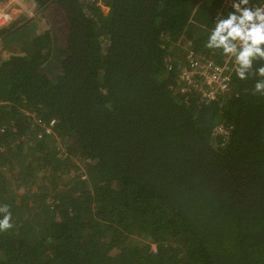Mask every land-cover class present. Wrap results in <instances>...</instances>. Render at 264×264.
I'll use <instances>...</instances> for the list:
<instances>
[{
	"label": "trees",
	"instance_id": "16d2710c",
	"mask_svg": "<svg viewBox=\"0 0 264 264\" xmlns=\"http://www.w3.org/2000/svg\"><path fill=\"white\" fill-rule=\"evenodd\" d=\"M226 1L25 0L50 25L0 57V264H264V58L215 99L181 77L230 53Z\"/></svg>",
	"mask_w": 264,
	"mask_h": 264
},
{
	"label": "built area",
	"instance_id": "2783aa9c",
	"mask_svg": "<svg viewBox=\"0 0 264 264\" xmlns=\"http://www.w3.org/2000/svg\"><path fill=\"white\" fill-rule=\"evenodd\" d=\"M24 4L25 0H5L3 3L0 1V27L10 23L16 13V7H22ZM229 4L234 8L238 5L240 10L245 8L242 0H233ZM253 14V22L259 24L260 21L256 19V16L264 15V0H260L259 6L254 9ZM234 47L235 52H230L223 58L221 63L213 60L195 59L194 54L190 55L192 63L183 69L182 79L191 83L194 78L199 76L202 82L197 88L200 96L204 99H215L217 96L224 95L231 88L229 83L232 75L231 72L239 66L236 57L243 50L244 42L239 39L234 40ZM53 122L54 119L51 123Z\"/></svg>",
	"mask_w": 264,
	"mask_h": 264
},
{
	"label": "clouds",
	"instance_id": "9594fccd",
	"mask_svg": "<svg viewBox=\"0 0 264 264\" xmlns=\"http://www.w3.org/2000/svg\"><path fill=\"white\" fill-rule=\"evenodd\" d=\"M247 3V0H243ZM237 11H240L239 6H236ZM256 19L260 21L259 24L254 23V14L248 10H243L241 16L238 18L236 15H229V17L222 21L216 28L211 37L209 47L213 45L223 46L225 52H235V47L230 46L228 41L237 40L244 42L243 50L236 57L240 68L237 70L236 75L241 79H245V71L251 67L252 58L254 54H258L264 58V50L259 47L264 44V15H257ZM258 74L264 77V67L258 69ZM257 91L264 90V82H258L255 85ZM3 210H7L6 208ZM11 214L6 215L3 220H0V230L10 228L12 225L9 223ZM155 249V247H154Z\"/></svg>",
	"mask_w": 264,
	"mask_h": 264
},
{
	"label": "crops",
	"instance_id": "0c3cea01",
	"mask_svg": "<svg viewBox=\"0 0 264 264\" xmlns=\"http://www.w3.org/2000/svg\"><path fill=\"white\" fill-rule=\"evenodd\" d=\"M18 10L19 9H16L15 12H17ZM241 10H244V8ZM35 16L40 17L37 15H35ZM36 28H41V27L37 23V21H35V18H34V20L33 21L31 20V23L26 28H24L23 30H20L17 33H15L14 35H12V37L10 38L12 40V43L8 44L7 46L9 48H14L13 51L15 53L18 51L19 48H21L22 53L18 52L19 55L28 54V52L31 50V39H32V36H33ZM42 28H44V27H42ZM15 48H17V49H15Z\"/></svg>",
	"mask_w": 264,
	"mask_h": 264
},
{
	"label": "rangeland",
	"instance_id": "374dc122",
	"mask_svg": "<svg viewBox=\"0 0 264 264\" xmlns=\"http://www.w3.org/2000/svg\"><path fill=\"white\" fill-rule=\"evenodd\" d=\"M16 9H19L17 12H20L21 10L22 11H25L27 13V16H28V19H32V21L34 20L35 18V21H37V23L40 25V27H44L42 29H46L49 27V22L47 21V18L43 15V16H40V17H36V13H34L33 11L31 12L26 6L25 4L22 6V7H16ZM14 48H9L8 46L4 47L2 42H0V57H3V58H9L12 53H14L13 51ZM62 60H63V56L60 57V55H56L54 56L52 62L54 64H56L57 66V71H59L58 69L61 68L62 66ZM152 249L154 250V247L155 245L152 243Z\"/></svg>",
	"mask_w": 264,
	"mask_h": 264
}]
</instances>
